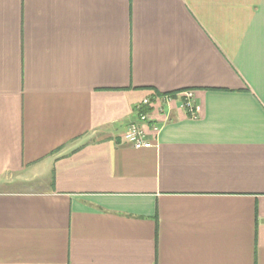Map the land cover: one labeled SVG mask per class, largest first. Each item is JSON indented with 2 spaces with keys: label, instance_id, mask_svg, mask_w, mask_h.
Segmentation results:
<instances>
[{
  "label": "crops",
  "instance_id": "1",
  "mask_svg": "<svg viewBox=\"0 0 264 264\" xmlns=\"http://www.w3.org/2000/svg\"><path fill=\"white\" fill-rule=\"evenodd\" d=\"M0 264H264V0H0Z\"/></svg>",
  "mask_w": 264,
  "mask_h": 264
},
{
  "label": "built area",
  "instance_id": "2",
  "mask_svg": "<svg viewBox=\"0 0 264 264\" xmlns=\"http://www.w3.org/2000/svg\"><path fill=\"white\" fill-rule=\"evenodd\" d=\"M176 96V97H175ZM180 98L183 102V107L188 114L196 117L200 111V107L195 104V93L192 90L185 91L179 95H174L170 98ZM169 98V99H170ZM162 102V98L156 95L154 98H146L137 107L138 120L131 122L124 134V139L135 149H148L152 147L149 141L151 132H156L158 127L154 123L155 107Z\"/></svg>",
  "mask_w": 264,
  "mask_h": 264
},
{
  "label": "trees",
  "instance_id": "3",
  "mask_svg": "<svg viewBox=\"0 0 264 264\" xmlns=\"http://www.w3.org/2000/svg\"><path fill=\"white\" fill-rule=\"evenodd\" d=\"M172 96H174V95H172Z\"/></svg>",
  "mask_w": 264,
  "mask_h": 264
}]
</instances>
